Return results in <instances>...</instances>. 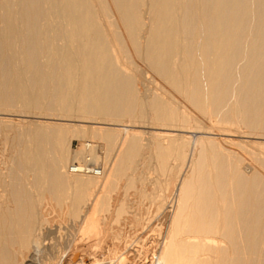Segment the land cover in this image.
<instances>
[{
	"label": "bare ground",
	"instance_id": "6f19581e",
	"mask_svg": "<svg viewBox=\"0 0 264 264\" xmlns=\"http://www.w3.org/2000/svg\"><path fill=\"white\" fill-rule=\"evenodd\" d=\"M151 78L172 99L142 92ZM249 138L264 139V0H0V264H264ZM89 160L100 175L71 172ZM136 183L160 214L140 224L152 247H103L108 215L84 242Z\"/></svg>",
	"mask_w": 264,
	"mask_h": 264
},
{
	"label": "rangeland",
	"instance_id": "374dc122",
	"mask_svg": "<svg viewBox=\"0 0 264 264\" xmlns=\"http://www.w3.org/2000/svg\"><path fill=\"white\" fill-rule=\"evenodd\" d=\"M138 86H139L140 90L142 92H144V93H146V92L147 93L155 92V91L158 90V91H161L162 94L165 95L166 97H168L169 99H172V96L170 94H168L167 92L166 93L163 92L160 89V86L157 85V83L154 82L152 78L146 80V83L139 82ZM17 117L18 116H15V121L16 122L19 121V120H23L20 117L19 118H17ZM29 119H31V117L26 118V120H29ZM39 120L42 121V122H53V121H56V122H60L61 121L62 122V120H53V119H47V118H40ZM63 122H65V121H63ZM136 130L152 131V129L146 128V130H145V128H142V127H136ZM195 134H197V133H195ZM234 135L235 136H231L230 138H233L235 140V142H241V139H245V138H241L238 134H234ZM218 137L221 138V136H218ZM246 139H248V138H246ZM249 139H252V138H249ZM256 139L257 138H253L252 140L253 141H257V142H261V141L263 142L264 141V139H258V140H256ZM72 144H73V148L77 149L80 146V141L77 138H74L72 140ZM251 144H252V147L255 145V143H254V145H253V143H251ZM257 144L258 143H256V145ZM249 148H251V147H249ZM254 148L256 150H258V151L259 150H264V146L263 145H257V146H254ZM114 154L115 153L112 152V155H111L112 159L115 157ZM149 173H150V175L152 177L156 175L154 170L150 171ZM137 187L141 188L142 184L141 183H136L134 186H132V188L130 190V194H129L128 200L126 201V203L124 205L126 210L121 213L122 216H121L119 221L116 220V219L114 220V217L117 215V213L115 212L116 208H119V207L122 206L121 201H119V200L116 201L117 199H120L121 197L124 198L123 195L122 196H118L120 192L124 193V192H122V188H119L118 191H115V192L112 193V197H113V199L115 201L113 200V202L111 203L112 206H111L109 211H107V210L102 211L100 213L101 215L99 214V216H97V214H95L92 211V213L90 215V218H89V223H90V226H96L97 225V227H94V228L91 227V228H88V229L85 230L86 233L88 234L87 236H89V240H87L88 238H86L84 242L90 241L89 243L92 242V244L96 245V242H98V241H96L97 240L96 239V234L101 230L100 228H103V224L101 223V221H98V219L99 218L101 219L103 216L108 215L109 216V219L107 221L108 222V224H107L108 230L106 231L107 232L106 241L103 243L105 246L102 244L103 247L120 246L123 249V247H124V245L126 243L124 241L126 239H127V242L129 243V244L127 243L128 245H130L131 242H132V244L136 243L138 246H139V244H141V246H142V244L145 243V245H144L145 246L144 247L145 250L152 247V245L155 242V239L157 238L158 232L157 231H154V232L152 231V232L149 233L148 231L143 230L142 225H140V224L145 223V222L148 223L150 221L151 224L156 226V225H158L161 222L160 221V214L157 211L155 204L152 203L150 197L149 196H144L141 193L142 191L140 189H137ZM148 189H151V187L148 188ZM148 192H150V191H148ZM121 193H120V195H121ZM65 197L66 196H64V198ZM50 199H51V197H50ZM53 204H54L55 207H57L59 209L60 208H66L67 209L68 206H69L67 202L66 203H58L55 199L53 200ZM103 213H104V215H102ZM158 216H159V218H158ZM65 217L63 219L61 217V219L64 220V223H65V224L62 225V227H64L63 230H62V234H57V235H59V238L58 237L57 238L60 239L59 241L60 242L62 241L63 243H67L68 239L66 240L64 238H66L68 236V235H66L67 233H70V232H67L68 229L66 228L67 225L69 224L68 222L70 220H69L68 217H66V218ZM66 219H67V221H66ZM68 226H70V224ZM119 228H122L125 231V234L116 236V233H118V231L120 232ZM135 228H137V229H135ZM72 230H73V228H72ZM64 234H65L66 237L64 236ZM83 234L84 233L82 232L78 237L82 236ZM135 237H137L138 241L136 240ZM147 237H148V239H147ZM110 243H114V244H110ZM156 262H157V260H156Z\"/></svg>",
	"mask_w": 264,
	"mask_h": 264
},
{
	"label": "built area",
	"instance_id": "2783aa9c",
	"mask_svg": "<svg viewBox=\"0 0 264 264\" xmlns=\"http://www.w3.org/2000/svg\"><path fill=\"white\" fill-rule=\"evenodd\" d=\"M71 172L79 174H96L102 173L101 165L89 160L88 162H76L71 167Z\"/></svg>",
	"mask_w": 264,
	"mask_h": 264
}]
</instances>
